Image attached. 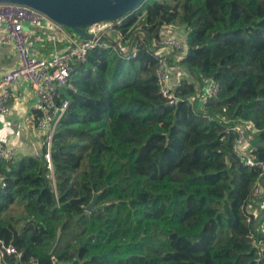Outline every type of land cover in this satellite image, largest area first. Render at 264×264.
I'll return each mask as SVG.
<instances>
[{
	"label": "trees",
	"instance_id": "obj_1",
	"mask_svg": "<svg viewBox=\"0 0 264 264\" xmlns=\"http://www.w3.org/2000/svg\"><path fill=\"white\" fill-rule=\"evenodd\" d=\"M139 16L147 39L185 26L181 66L213 78L218 95L192 106L184 78L169 104L146 40L129 61L91 49L56 92L65 108L51 164L45 144L38 158L0 159V238L21 253L17 264H264L252 245L264 215L246 209L259 170L226 132L251 120L264 160V0H142L124 26ZM12 206L23 213L5 215Z\"/></svg>",
	"mask_w": 264,
	"mask_h": 264
},
{
	"label": "built area",
	"instance_id": "obj_2",
	"mask_svg": "<svg viewBox=\"0 0 264 264\" xmlns=\"http://www.w3.org/2000/svg\"><path fill=\"white\" fill-rule=\"evenodd\" d=\"M94 23L85 27L88 37H81L68 28L56 24L39 11L20 4L0 3V44L11 45L17 55V65L0 76V115L7 116L11 109L12 87L17 79L26 81L35 96V107L39 113L35 120L34 130L41 134L42 146L45 144L44 159L50 165V141L57 121L64 112L65 104L59 106L55 102L58 88L70 86L69 73L73 65L84 63L88 53L95 47L108 49L124 60H131L138 52L140 42L146 40V45L156 59L154 70L155 84L162 97L169 104L177 102L173 87L182 79L189 78L196 86V94L189 97V104L197 102L199 109L204 103L219 93L218 83L211 77H191L181 66L186 51V36L180 26L164 25L158 36L147 39L140 17L133 23L124 26L128 15ZM40 28L46 31H40ZM48 39L67 43L66 48L49 58L35 56L30 51L33 40ZM184 38V39H183ZM225 111V108L222 110ZM212 119L211 116H206ZM225 121V116H219ZM25 130V129H24ZM24 132V131H23ZM233 133V152L236 157L249 167L259 170L258 179L252 190V201L246 207L247 211L256 217L259 212L264 215V160L253 154L252 141L256 128L251 120H240L226 128ZM23 153L0 141V159H12ZM258 230L264 233V220ZM252 245L259 258L264 259V237L252 239ZM14 261L8 263L6 257ZM21 253L12 244L0 238V263L17 264ZM26 264H38L30 258Z\"/></svg>",
	"mask_w": 264,
	"mask_h": 264
},
{
	"label": "crops",
	"instance_id": "obj_3",
	"mask_svg": "<svg viewBox=\"0 0 264 264\" xmlns=\"http://www.w3.org/2000/svg\"><path fill=\"white\" fill-rule=\"evenodd\" d=\"M40 31L46 29L40 28ZM67 46L65 40H33L30 51L38 57L49 58L62 52ZM17 55L11 45H0V76L17 65ZM11 109L7 116L0 115V141L19 149L22 156H41V134L34 130L38 111L35 107V96L30 85L17 79L12 87ZM25 129V130H24ZM24 131V132H23Z\"/></svg>",
	"mask_w": 264,
	"mask_h": 264
},
{
	"label": "water",
	"instance_id": "obj_4",
	"mask_svg": "<svg viewBox=\"0 0 264 264\" xmlns=\"http://www.w3.org/2000/svg\"><path fill=\"white\" fill-rule=\"evenodd\" d=\"M142 0H0L31 7L58 25L81 37H88L85 27L135 11ZM1 45V44H0ZM93 200L86 207L91 210Z\"/></svg>",
	"mask_w": 264,
	"mask_h": 264
},
{
	"label": "rangeland",
	"instance_id": "obj_5",
	"mask_svg": "<svg viewBox=\"0 0 264 264\" xmlns=\"http://www.w3.org/2000/svg\"><path fill=\"white\" fill-rule=\"evenodd\" d=\"M180 27L183 28V33L180 35H184L187 32V29L185 28V26H180ZM185 47H186L185 51H187V46L185 45ZM21 213H23V208L18 207V206H12L4 214L5 215H20Z\"/></svg>",
	"mask_w": 264,
	"mask_h": 264
}]
</instances>
